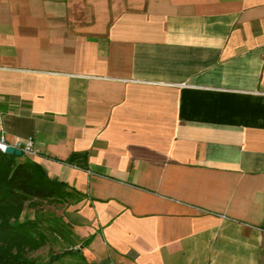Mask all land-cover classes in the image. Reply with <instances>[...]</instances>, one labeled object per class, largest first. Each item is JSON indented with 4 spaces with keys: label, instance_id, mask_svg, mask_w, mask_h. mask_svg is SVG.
Returning <instances> with one entry per match:
<instances>
[{
    "label": "crops",
    "instance_id": "crops-1",
    "mask_svg": "<svg viewBox=\"0 0 264 264\" xmlns=\"http://www.w3.org/2000/svg\"><path fill=\"white\" fill-rule=\"evenodd\" d=\"M0 134L87 264H264V0H0Z\"/></svg>",
    "mask_w": 264,
    "mask_h": 264
},
{
    "label": "trees",
    "instance_id": "trees-1",
    "mask_svg": "<svg viewBox=\"0 0 264 264\" xmlns=\"http://www.w3.org/2000/svg\"><path fill=\"white\" fill-rule=\"evenodd\" d=\"M0 152V264H52L63 255L79 256L78 249L50 254L47 261L23 256L25 249H33L45 241L44 232L35 221H19L23 205L31 200H56L68 203L79 200L82 194L63 181L51 179L39 164L32 160Z\"/></svg>",
    "mask_w": 264,
    "mask_h": 264
},
{
    "label": "rangeland",
    "instance_id": "rangeland-1",
    "mask_svg": "<svg viewBox=\"0 0 264 264\" xmlns=\"http://www.w3.org/2000/svg\"><path fill=\"white\" fill-rule=\"evenodd\" d=\"M68 203L56 200H31L23 205L18 215L19 221L34 220L39 230L44 232L45 241L42 246L25 249L23 256L36 261H47L50 254H60L64 250H79V243L64 219V210ZM52 264H87L79 256L63 255Z\"/></svg>",
    "mask_w": 264,
    "mask_h": 264
},
{
    "label": "built area",
    "instance_id": "built-area-1",
    "mask_svg": "<svg viewBox=\"0 0 264 264\" xmlns=\"http://www.w3.org/2000/svg\"><path fill=\"white\" fill-rule=\"evenodd\" d=\"M8 146L20 149L21 154L23 155L34 154L35 150L31 137L26 138L21 143L16 144L15 146H12L6 141L5 136L3 134H0V152H4L5 148Z\"/></svg>",
    "mask_w": 264,
    "mask_h": 264
},
{
    "label": "water",
    "instance_id": "water-1",
    "mask_svg": "<svg viewBox=\"0 0 264 264\" xmlns=\"http://www.w3.org/2000/svg\"><path fill=\"white\" fill-rule=\"evenodd\" d=\"M4 153H7V154H12V155H16V156H19V155H21V151H20V149H18V148H14V147H11V146H8V147H6L5 148V150H4Z\"/></svg>",
    "mask_w": 264,
    "mask_h": 264
}]
</instances>
